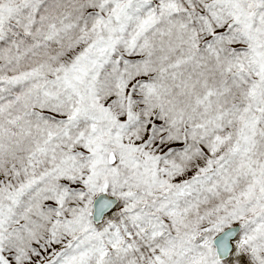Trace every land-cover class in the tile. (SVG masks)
<instances>
[{
	"label": "snow or ice",
	"instance_id": "6c2138e0",
	"mask_svg": "<svg viewBox=\"0 0 264 264\" xmlns=\"http://www.w3.org/2000/svg\"><path fill=\"white\" fill-rule=\"evenodd\" d=\"M0 264H264V0H0Z\"/></svg>",
	"mask_w": 264,
	"mask_h": 264
}]
</instances>
